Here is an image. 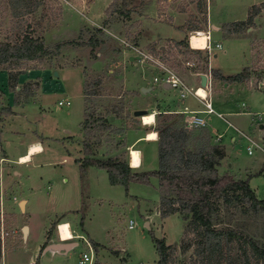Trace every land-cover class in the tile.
<instances>
[{
  "label": "rangeland",
  "instance_id": "374dc122",
  "mask_svg": "<svg viewBox=\"0 0 264 264\" xmlns=\"http://www.w3.org/2000/svg\"><path fill=\"white\" fill-rule=\"evenodd\" d=\"M11 1L0 0V41L20 40L25 35L39 37L44 39L49 53L44 61L30 62L22 69L17 82L20 99L16 104V89L10 86L8 70L0 68L5 102L17 105L15 108L22 111L18 116L15 113L6 117L2 123L0 264H25L33 256L34 264L41 261L42 264H84L80 258L85 252L91 253L89 242L94 252L93 264H159L152 233L176 248L169 264H195L194 245L186 251L183 249L186 236L183 216L176 213L166 221L159 213L157 177L151 176L148 184L112 185L105 169L93 165L82 174L78 161L86 157L83 150L86 140L92 144L98 158L119 157L130 166L138 167L140 162L133 164V151L137 149L130 148L131 143L139 134L155 128L161 113L163 118L171 116L173 120L183 115L186 125L183 113L157 111L155 123L147 127L134 111H155L149 110L146 96L140 90L141 86L154 84L153 76L161 69L150 59L158 60L185 80L191 73L206 69L202 59L204 51L191 54L190 44L189 47L179 45L177 40L166 36H179L171 26L177 27L173 12L184 13L178 16L182 23L179 27L184 28L188 36L197 30L188 31L187 27L202 28L198 31L206 34L213 31L208 22L205 23L207 0H41L37 10L19 16L14 15ZM262 2L264 0H211L210 20L221 26L224 22L246 19L251 7ZM126 11L129 16L124 15ZM100 29L102 33L97 31ZM94 34L103 43L92 51L86 44ZM217 40L222 42L223 49L214 48ZM59 43L62 45L57 46ZM210 44L213 51L207 66L223 64L229 73L248 66L252 76V82L247 83L249 87L236 89L228 96L223 94L231 91L225 90L226 82L214 78L212 99L216 110L240 111L233 115L226 113L225 119L207 114L213 132L223 133L222 142L227 144L228 159L222 161L224 165L219 167V173L231 170L236 178L249 179L256 194L264 198V151L255 146L253 154L248 153V146L255 144L253 142L264 144V80L259 83L264 76V11L250 27L244 26L239 32L227 31L223 24L222 31H215ZM214 52L217 58H212ZM130 56L139 59L130 60ZM188 62H195L196 66ZM25 86L28 87L24 91ZM85 87L89 92L87 97ZM252 87L263 90L252 92L249 90ZM49 89L57 91L46 92ZM27 90L32 93L29 97H26ZM46 94L50 95L44 96ZM83 97L86 115L93 121L86 129L83 128ZM242 102L247 103L245 109ZM247 110L253 113L241 112ZM100 118H106L110 128L100 130V121L94 122ZM226 119L242 129L244 135ZM203 127L208 128V125ZM211 136L216 142L215 136ZM31 140H40L45 152L34 155L33 162L19 163V154ZM137 146L143 152L140 171L156 170L158 147L147 141ZM27 198L29 213L26 212ZM59 211L36 256L35 242L43 236L49 217ZM231 212L236 211H221L217 227L234 228L264 244V213L248 216ZM131 220L135 222L133 228L129 227ZM25 226H28L27 232ZM77 231L83 232L89 242L77 238ZM58 235L61 239L73 238L69 242L77 241V245L62 254L46 251L41 258L42 251L54 243ZM189 237L193 238L194 233H189ZM91 239L99 244L98 248Z\"/></svg>",
  "mask_w": 264,
  "mask_h": 264
},
{
  "label": "trees",
  "instance_id": "16d2710c",
  "mask_svg": "<svg viewBox=\"0 0 264 264\" xmlns=\"http://www.w3.org/2000/svg\"><path fill=\"white\" fill-rule=\"evenodd\" d=\"M31 1L12 0L14 15L19 16L37 10L41 0ZM263 9L264 2L253 5L247 20L224 24V29L239 32L244 26L250 27V23H253ZM128 12H124V15L129 16ZM232 26L234 30H231ZM191 30L198 31L202 28H191ZM97 31L102 33L101 29ZM102 43L103 41L94 34L86 45L95 51ZM178 44L189 47V36ZM61 45L59 43L57 46ZM202 51L205 52L202 59L207 68L208 50L191 48V54ZM48 53L49 49L44 39L39 37L25 35L20 40L0 41V68L5 67L8 70L10 86L16 89L15 104L20 99L17 82L22 69L30 62L44 61ZM213 74L215 78L226 83L245 82L251 77L248 68L231 75H224L219 69L214 68ZM97 83L101 84V80ZM27 87L25 86L23 90L25 91ZM31 94L28 91L26 97ZM84 94L86 97L89 95L86 87ZM15 113L12 105L5 102L4 91L0 85V154L4 153L2 123L6 117ZM84 117L83 128L86 129L93 121L89 120L86 111ZM183 117L179 115L177 120H173L171 116L163 118V114H160L154 128L158 132L159 167L156 170L133 171L134 168L129 162L119 157L98 158L94 154L92 144L85 140L83 150L86 157L78 161L81 173H87L89 166L95 165L108 172L112 185L125 186L130 182L148 184L151 176L157 177L161 217L166 218L176 213L183 216L186 221L183 249L186 251L194 245L192 259L195 264H264V244L259 239L234 228L217 227L221 221V211L229 212L230 209H234L236 212H231L233 215L237 212L248 216L263 214L264 198L256 194L249 179L236 178L231 170L219 173V167L222 166V161L227 155L225 146L212 141V136L206 127L192 129L186 127ZM96 121H100L98 126L100 130L110 128L106 118L94 120ZM189 233H194V237L190 238ZM152 237L159 254L158 263L169 264L170 256L176 248L169 246L164 239L157 238L153 233ZM92 242L95 248L99 247L97 242Z\"/></svg>",
  "mask_w": 264,
  "mask_h": 264
},
{
  "label": "crops",
  "instance_id": "0c3cea01",
  "mask_svg": "<svg viewBox=\"0 0 264 264\" xmlns=\"http://www.w3.org/2000/svg\"><path fill=\"white\" fill-rule=\"evenodd\" d=\"M210 4H211V0H210V2L208 3V5H207V3H206V6H207V9H208V11L207 12H205L206 14H207V17L205 18V23H207L208 22V26L210 27H212L213 28V31H210V35H211V37H212V39H213V37H214V33H215V31L216 32H218V33H220L221 31H222V25L223 24H228V23H233V22H236V21H245V20H247V17H248V15L249 14H247V17H246V19H235L234 21H229V22H224L221 26H219V25H217V24H215V23H213L211 20H210ZM209 6V7H208ZM264 11V9L262 10V12ZM204 13V14H205ZM182 14H184L183 12H180V13H175V12H173V13H171V15H173V17H174V19H175V21H174V23L177 25V27L175 28V25L173 26V25H171L174 29H175V31L179 34V36L177 37V36H173V35H167L166 37H170V38H174L175 40H177V42H179V41H181V40H184L188 35H187V33H186V30L184 29V28H180L179 27V25H181V27H182V23H180L179 21H178V16L179 15H182ZM259 16V15H258ZM258 16L255 18V20H254V22L257 20V18H258ZM149 21H151V20H149ZM148 23H151V22H148ZM161 27H162V25H161ZM193 28H195V27H193ZM231 28H234L233 26L231 27ZM186 29H188V31L190 30L191 31V28H186ZM259 29V28H258ZM209 30V29H208ZM207 31V30H206ZM157 33H161V32H159V31H157ZM257 33H258V31H257ZM192 35V34H191ZM191 35H189V39H190V36ZM219 37V36H218ZM228 38H230V37H228ZM232 39V38H231ZM216 43H219V44H221L222 45V49H223V44H222V42L220 41V40H217L216 42H215V44ZM195 49H199V48H195ZM200 49H203V48H200ZM226 53V52H225ZM131 57V56H130ZM218 57V54L216 53V52H214V55H212V58H217ZM213 60V59H212ZM247 60V58L245 59V60H243V62L245 63V61ZM236 61V60H235ZM210 62H211V60H210ZM238 62V61H237ZM239 64V66L240 67H243L244 65L242 64V63H238ZM211 65V64H210ZM223 65V64H222ZM217 65V66H212V68L214 69H219L224 75H231V74H236V73H238V72H241L244 68H249L248 66H244V68L243 69H241L240 71H238V72H236V73H229L228 71H227V69H226V66L225 65ZM192 69L193 68H191V71H192ZM206 70V69H205ZM204 70V71H205ZM204 71H196V72H194V73H191L190 74V76L189 77H187V79L185 80L184 79V81H185V83L189 86V87H199V86H202L203 85V83H202V76L204 75L203 74V72ZM214 75V74H213ZM214 78H215V76H214ZM263 80H264V76L262 77V80H260L259 81V83L260 82H263ZM250 82H252V76L250 77V79L249 80H247V81H245V82H227V83H225V90H228V89H230L231 91H229V92H226V93H223L224 95H226V96H228L229 95V93H232L234 90H236V89H240V88H244V87H249L248 85H247V83H250ZM258 83V84H259ZM45 83H43V86H44V88L46 89V84L44 85ZM235 87H238V88H235ZM142 89H145V92H143V90ZM174 88H171V87H164V86H160L159 84H157V83H154V84H149L148 86L147 85H144V86H141L140 87V90H142L141 92L143 93V95H145L146 96V100L145 101H147V103L146 104H148L149 105V110L151 111V110H155L153 113H155V115H156V113H157V111H161V112H165V113H173V112H180L181 113V111L184 109V107L185 106H188L189 108H191L192 110H203L204 108H205V106H204V104L198 99V98H196L195 96H193V95H188V96H186L184 99H182L181 98V95H180V92L179 91H177V89L175 90V91H177V92H179V99H177V93L173 90ZM250 91H252L253 92V90H257V91H262L263 89H262V87H260V88H258V89H255V88H250L249 89ZM49 91L53 94L55 91H57V90H52V89H49V90H47L46 92H48L49 93ZM169 92H171V94H170V96L168 95V93ZM228 94V95H227ZM47 95H50V94H46V95H44V96H47ZM83 95V94H82ZM42 99H43V97H42ZM41 99V100H42ZM212 101H213V99H212ZM60 102H61V100L59 101V104H60ZM69 102V101H68ZM63 103V102H62ZM83 107H84V114H83V119H84V115H85V104H84V97H83ZM213 104H214V108H215V102H213ZM12 105V108L14 109V111L16 112V115L15 116H18L22 111H20V109H16L15 108V106H17V105H13V104H11ZM241 106L245 109L246 107H247V103L246 102H242L241 103ZM22 110H25L26 108H21ZM215 110H216V108H215ZM221 110V109H220ZM242 113H253L252 111H241ZM218 113H221L222 114V116H219L218 115ZM226 113H228V115L229 114H239L240 113V111H228V112H223V111H219L218 109L216 110V113H213V114H217L219 117H222V118H224L225 119V115H226ZM258 113V112H257ZM202 117H204L205 119H206V121H207V125H208V128L210 129V132H211V134L212 135H214L215 136V139H216V142H219V141H221L222 142V139H223V133H218V134H216V132H213V129H212V125H210V123H209V117H207V114H205V113H201L200 114ZM209 115H211V114H209ZM185 116H187V117H191V116H193V114H191V113H187ZM83 119L81 120V122L83 121ZM227 120V119H226ZM155 121H156V118H155ZM228 121V120H227ZM229 122V121H228ZM229 124L230 125H232V126H234V128H236V129H238L239 130V133L241 132V133H243V135H244V131L242 130V129H240L239 127H237L234 123H232L231 121L229 122ZM152 125L153 124H146V126L147 127H152ZM262 128H264V126L262 125ZM152 131H155L154 130V128H152V129H150V130H147L145 133H143V134H139L135 139H134V142H132L130 145H131V147L130 148H135V149H137V150H139V152H140V156H141V160H140V165L138 166V167H134L133 166V168H137L138 170H140V168H142V166H143V152H142V150L137 146V144L138 143H140V142H142V141H147L148 143H150V144H154L156 147H158V142H157V139H158V136H157V138L156 139H146V136H147V134L149 133V132H152ZM13 132H16V131H13ZM16 133H19V132H16ZM157 135H158V132H157ZM218 136H222L221 138H219ZM236 139V137H234V140ZM35 144H40L41 145V147L43 148V150L41 151V152H37V153H35V154H33L32 155V157H31V160L30 161H27V162H24V163H29V162H33V157H34V155H36V154H39V153H43V152H45V148H44V145L42 144V142L40 141V140H31V141H29L28 143H27V145H26V147H23V149H22V151H21V153L19 154V156H18V162H19V159H20V157L21 156H23V155H25V154H29V152H30V148H31V146L32 145H35ZM222 144L225 146V148H226V152H227V155H226V159H228V151H227V144L225 143L224 144V142H222ZM251 145V144H250ZM136 146V147H135ZM138 147V148H137ZM131 150V149H130ZM130 152V155H131V151H129ZM131 158V157H130ZM7 160H9V161H12V160H10L9 159V157H7L6 158ZM19 163H21V162H19ZM224 163V162H223ZM222 163V166L224 165ZM228 163V162H227ZM230 166H233L232 165V163H231V165ZM20 173V172H19ZM65 180H68V179H65ZM48 188H50V185H48ZM253 188V187H252ZM254 189V188H253ZM26 203L28 204V205H26V212L27 213H29V208H28V206H29V199L27 198L26 199ZM62 212V211H61ZM159 213H160V210H159ZM59 214H60V211L59 212H56V214L54 215V216H50L49 217V219H48V221H47V224L45 225V227H44V231H43V236L39 239V240H37L36 242H35V244H34V248H35V255L37 256V253L36 252H38L39 253V249L41 248L40 247V245L41 244H43V241H44V238H45V234H46V232L49 230V228H50V226H51V222H54L55 220H57L58 219V217H59ZM174 215V214H173ZM31 216V215H30ZM170 216H172V215H170ZM170 216H168V217H166V218H163V219H165L166 221H167V219H169V217ZM66 222H69L70 223V226H71V230H72V232H73V229H72V223L68 220V221H66ZM135 223V222H134ZM59 224V223H58ZM58 227V226H57ZM78 232V231H77ZM77 238L79 237V238H84L85 240H87L85 237H84V233L83 232H78V235L76 236ZM67 239H69V238H67V237H65V239L63 238V239H61V237H60V235H58V237H57V239L54 241V243H52V244H50L49 246H51V245H63V246H66V245H70V248H62L61 250H57V249H52V248H49V246H47V248L44 250V251H42V253L40 254V257L42 258V256H43V253L44 252H46V251H50V250H53V251H56V252H59V253H66V252H68L71 248H73L75 245H77V241H75V242H69V241H71L72 239H69V240H67ZM92 241H93V239H91ZM87 242H89L88 240H87ZM89 244H91L90 242H89ZM93 261H94V252H93ZM41 258H40V261H41ZM81 259V258H80ZM34 256L31 258V261L29 262V263H25V264H34ZM102 264H105L106 262H101ZM41 264H42V261H41ZM84 264H88V263H84ZM106 264H108V263H106Z\"/></svg>",
  "mask_w": 264,
  "mask_h": 264
},
{
  "label": "built area",
  "instance_id": "2783aa9c",
  "mask_svg": "<svg viewBox=\"0 0 264 264\" xmlns=\"http://www.w3.org/2000/svg\"><path fill=\"white\" fill-rule=\"evenodd\" d=\"M209 3L210 0H207ZM200 31H196V33H199ZM208 43L207 46L203 49L208 50L209 55L212 53L213 48L211 46V35L208 33ZM191 37L189 39V44L192 48H194L191 44ZM214 48L217 49H222V45L217 43ZM148 58V57H146ZM150 59V58H149ZM154 64H156L160 69V72L157 75L153 76V81L160 86H164V84H169L171 88L177 89L180 92L181 98L184 99L188 95H193L196 98H198L205 106L203 110H192L188 106H185L184 109L181 111L183 114L191 113L193 116L187 117L185 116V121H186V127L188 128H194V127H203L207 126V121L204 117H202L200 114L205 113V114H213L216 113V110L214 108V104L212 101V92H213V81H214V75H213V68L209 64L207 66L206 70L203 72L204 75H206V83L202 86L199 87H189L184 79L180 78L177 74H175L172 71H169L168 69L165 68L164 65L161 64L158 60L155 59H150ZM188 64L192 67L196 66L195 62H188ZM203 89L205 91V95L200 94V90ZM62 104V101L60 102ZM219 116H222L221 113H218ZM155 123V122H154ZM153 123V124H154ZM241 133V132H240ZM243 135V133H241ZM221 138L222 136H218ZM255 144H251L248 146V153L253 154L254 152V147H259L264 151V144H259L256 142H253ZM131 162V161H130ZM59 226V224H58ZM129 227L133 228L135 227V223L133 220L130 221ZM58 228V227H57ZM88 246L91 249V253H83L80 262L82 263H88V264H93V252H92V246L91 244L88 243ZM138 264H144V263H138Z\"/></svg>",
  "mask_w": 264,
  "mask_h": 264
},
{
  "label": "bare ground",
  "instance_id": "6f19581e",
  "mask_svg": "<svg viewBox=\"0 0 264 264\" xmlns=\"http://www.w3.org/2000/svg\"><path fill=\"white\" fill-rule=\"evenodd\" d=\"M200 32L192 34L191 44L193 43V45L198 46V47L204 46V48H205L207 46L209 37L205 32H203V33H200ZM195 46H193V47L195 48ZM199 92H200V94L205 95V91L203 89H201ZM141 118H142L144 124H153L155 122V113H152V112L146 113ZM157 136H158L157 132L152 131V132H149L147 134L146 139H156ZM42 150H43V148L41 147L40 144L32 145L30 148L29 154H25V155L21 156L19 159V162L24 163V162L30 161L33 154H35L37 152H41ZM133 154H134L133 156H135V159L133 160V164L139 163L140 158H141V156L139 155L140 152L138 150H134ZM130 157H131V155H130ZM130 161H131V158H130Z\"/></svg>",
  "mask_w": 264,
  "mask_h": 264
},
{
  "label": "water",
  "instance_id": "95a60500",
  "mask_svg": "<svg viewBox=\"0 0 264 264\" xmlns=\"http://www.w3.org/2000/svg\"><path fill=\"white\" fill-rule=\"evenodd\" d=\"M136 59H139V57L138 56H131L130 57V60H136ZM206 79H207L206 75H203L202 76L203 85L206 83ZM164 87H170V86H169V84H164ZM142 90H143V92H145V89H142ZM146 113H148L147 109H136L134 111V115L137 116V117H142ZM147 226H149V224ZM24 230L27 232L28 226H25ZM49 248L61 250L62 248H70V245H66V246H63V245H51V246H49Z\"/></svg>",
  "mask_w": 264,
  "mask_h": 264
}]
</instances>
